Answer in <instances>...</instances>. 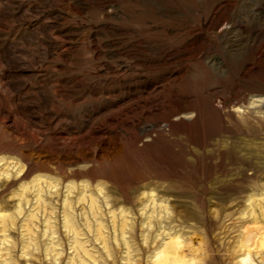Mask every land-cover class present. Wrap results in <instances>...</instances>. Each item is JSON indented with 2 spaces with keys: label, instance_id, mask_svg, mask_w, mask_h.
Here are the masks:
<instances>
[{
  "label": "rangeland",
  "instance_id": "rangeland-1",
  "mask_svg": "<svg viewBox=\"0 0 264 264\" xmlns=\"http://www.w3.org/2000/svg\"><path fill=\"white\" fill-rule=\"evenodd\" d=\"M0 264H264V0H0Z\"/></svg>",
  "mask_w": 264,
  "mask_h": 264
}]
</instances>
